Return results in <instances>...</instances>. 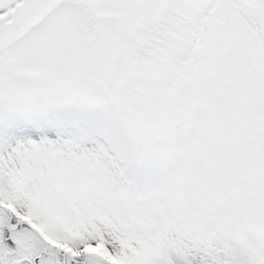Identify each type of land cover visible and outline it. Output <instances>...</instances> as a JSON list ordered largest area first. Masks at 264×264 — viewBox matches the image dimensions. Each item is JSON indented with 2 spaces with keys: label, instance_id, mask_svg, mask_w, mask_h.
I'll use <instances>...</instances> for the list:
<instances>
[{
  "label": "snow or ice",
  "instance_id": "obj_1",
  "mask_svg": "<svg viewBox=\"0 0 264 264\" xmlns=\"http://www.w3.org/2000/svg\"><path fill=\"white\" fill-rule=\"evenodd\" d=\"M0 264H264V0H0Z\"/></svg>",
  "mask_w": 264,
  "mask_h": 264
}]
</instances>
